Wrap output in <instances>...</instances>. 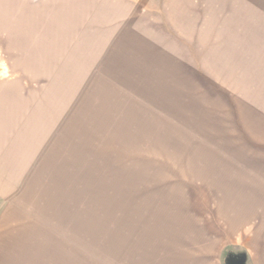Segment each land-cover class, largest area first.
Segmentation results:
<instances>
[{"label":"rangeland","instance_id":"374dc122","mask_svg":"<svg viewBox=\"0 0 264 264\" xmlns=\"http://www.w3.org/2000/svg\"><path fill=\"white\" fill-rule=\"evenodd\" d=\"M4 105L0 264H264V0H0Z\"/></svg>","mask_w":264,"mask_h":264},{"label":"crops","instance_id":"0c3cea01","mask_svg":"<svg viewBox=\"0 0 264 264\" xmlns=\"http://www.w3.org/2000/svg\"><path fill=\"white\" fill-rule=\"evenodd\" d=\"M4 107L0 108V115L8 116L10 119L11 107H5L8 111L3 112L4 110L1 111V109ZM3 121L0 119V129L4 127ZM0 143H3L2 138ZM262 152L259 153L261 160L258 163L255 162L259 166L251 161H245L240 165L242 168L237 167L238 178H235L234 182L222 183L224 199L220 204V213L225 217L226 228L230 230L235 228V231L250 228L249 231L253 235L249 244L256 254L258 263L264 261V160H262L264 154Z\"/></svg>","mask_w":264,"mask_h":264}]
</instances>
